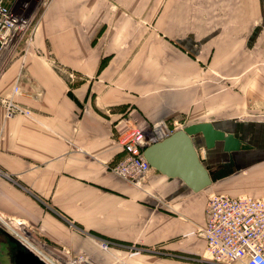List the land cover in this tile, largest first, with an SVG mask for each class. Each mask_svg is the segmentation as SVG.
Returning a JSON list of instances; mask_svg holds the SVG:
<instances>
[{
  "label": "crops",
  "instance_id": "0c3cea01",
  "mask_svg": "<svg viewBox=\"0 0 264 264\" xmlns=\"http://www.w3.org/2000/svg\"><path fill=\"white\" fill-rule=\"evenodd\" d=\"M16 83L29 116L5 119ZM200 122L250 147L227 178L264 196V0H49L28 54H0V264L18 244L46 264H212L199 231L225 179L193 192L110 171L125 129L159 141ZM197 147L209 169L228 161Z\"/></svg>",
  "mask_w": 264,
  "mask_h": 264
},
{
  "label": "built area",
  "instance_id": "2783aa9c",
  "mask_svg": "<svg viewBox=\"0 0 264 264\" xmlns=\"http://www.w3.org/2000/svg\"><path fill=\"white\" fill-rule=\"evenodd\" d=\"M48 1L39 0L30 11V0H0V54L12 55L18 49L23 55L28 54L40 13ZM19 94L16 83L11 94L2 100L5 119L18 114L29 116L15 101ZM150 134L140 125L121 132L115 142L124 157L110 171L130 183L140 181L151 170L143 157L144 147L153 140ZM199 233L212 264H264V196L209 195L205 202V225ZM93 240L101 250L110 252V242L95 237ZM84 262V258L78 256L67 264Z\"/></svg>",
  "mask_w": 264,
  "mask_h": 264
},
{
  "label": "water",
  "instance_id": "95a60500",
  "mask_svg": "<svg viewBox=\"0 0 264 264\" xmlns=\"http://www.w3.org/2000/svg\"><path fill=\"white\" fill-rule=\"evenodd\" d=\"M197 141L207 151L221 143L222 151L229 156L228 161L209 169L197 152ZM248 149L250 147L233 134L217 130L209 122H200L186 125L162 140L152 141L144 147L143 157L151 169L169 179H180L193 192H198L233 174L231 153ZM18 247L15 264H46L23 245L18 244Z\"/></svg>",
  "mask_w": 264,
  "mask_h": 264
},
{
  "label": "rangeland",
  "instance_id": "374dc122",
  "mask_svg": "<svg viewBox=\"0 0 264 264\" xmlns=\"http://www.w3.org/2000/svg\"><path fill=\"white\" fill-rule=\"evenodd\" d=\"M30 1H31L30 8L28 10L32 11L36 7V5L39 3V0H30ZM17 12L21 13V9L17 8ZM173 132H175V131H170L168 133V135H170ZM150 135H152V134H150ZM151 139L154 140L153 135H152ZM196 149H197L199 156L202 157V153L200 152V147H197V144H196ZM257 185H259V183ZM256 187H257L256 185H253L250 183L249 178L248 179L245 178L244 171L240 170L237 172V174L235 176H231V177L219 182L218 184H214L213 186H211L210 189L213 190V192L215 194H226V195L235 196L238 194L240 195V194L245 193V194H249V195H258L255 191V190H257Z\"/></svg>",
  "mask_w": 264,
  "mask_h": 264
},
{
  "label": "bare ground",
  "instance_id": "6f19581e",
  "mask_svg": "<svg viewBox=\"0 0 264 264\" xmlns=\"http://www.w3.org/2000/svg\"><path fill=\"white\" fill-rule=\"evenodd\" d=\"M240 170V169H239Z\"/></svg>",
  "mask_w": 264,
  "mask_h": 264
}]
</instances>
